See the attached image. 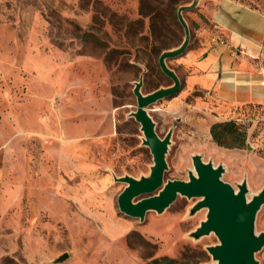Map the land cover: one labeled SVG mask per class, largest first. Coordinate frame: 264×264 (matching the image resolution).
Instances as JSON below:
<instances>
[{
	"label": "rangeland",
	"instance_id": "1",
	"mask_svg": "<svg viewBox=\"0 0 264 264\" xmlns=\"http://www.w3.org/2000/svg\"><path fill=\"white\" fill-rule=\"evenodd\" d=\"M191 1L0 0V264H212L215 235L188 236L205 219V209L188 216L197 199L178 196L139 222L119 212L125 185L111 174L149 173L152 156L128 117L132 90L143 73V94L171 85L158 49L181 43L176 13ZM217 1L183 13L191 37V15ZM233 1L264 15V0ZM258 58L264 66V43ZM167 65L182 76L175 59ZM180 93L148 110L160 138L173 128L164 180H187L191 156L201 154L226 166L222 180L233 188L245 178L250 199L264 187V106L215 113L244 135L242 145L231 134L217 142L207 135L213 112L188 106L202 93ZM76 125L81 132L67 134ZM68 141L81 142L96 167L87 175L58 168ZM255 229L264 231V205ZM255 258L264 264V248Z\"/></svg>",
	"mask_w": 264,
	"mask_h": 264
},
{
	"label": "water",
	"instance_id": "2",
	"mask_svg": "<svg viewBox=\"0 0 264 264\" xmlns=\"http://www.w3.org/2000/svg\"><path fill=\"white\" fill-rule=\"evenodd\" d=\"M199 0H192L177 9V19L183 29L181 43L161 52L158 58L160 71L171 80V85L160 87L148 94H143V74L134 83L132 93L136 98V110L129 113L140 126L143 138L142 146L147 147L152 156V164L147 176L133 178L128 175L116 177L114 182L125 187L117 197L120 213L143 222L148 212L162 214L178 196L197 199L188 209V216L205 209V219L188 236L194 240L214 234L218 244L206 247L212 264H259L255 256L264 248V231L256 232V217L264 205V187L251 195L244 178L236 189L222 180L226 173L224 164L214 165L212 160L203 161L201 154L191 156L193 169L188 171L187 180H164L167 171L166 156L171 145L173 128L163 138L155 130V122L148 113L155 103L174 97L181 89V82L167 61L180 57L189 46L190 29L183 13L197 7ZM250 148V147H249ZM68 258L66 253L55 259L60 263Z\"/></svg>",
	"mask_w": 264,
	"mask_h": 264
},
{
	"label": "crops",
	"instance_id": "3",
	"mask_svg": "<svg viewBox=\"0 0 264 264\" xmlns=\"http://www.w3.org/2000/svg\"><path fill=\"white\" fill-rule=\"evenodd\" d=\"M191 19L195 24L194 35L185 52L175 59L182 70V76L177 74L181 82L179 99L194 91L202 93L188 106L207 107L213 112L207 135L214 141L211 126L227 121L215 113L230 114L242 107L264 106V76L258 62L264 43V15L233 0H218L214 6L210 3L200 9L198 15H191ZM212 25L218 27L228 46L209 41L208 29ZM232 48L244 53L233 54ZM80 129L76 125L67 134L80 133ZM59 151L58 168L66 175H87L96 168L89 166L81 142L63 143Z\"/></svg>",
	"mask_w": 264,
	"mask_h": 264
},
{
	"label": "trees",
	"instance_id": "4",
	"mask_svg": "<svg viewBox=\"0 0 264 264\" xmlns=\"http://www.w3.org/2000/svg\"><path fill=\"white\" fill-rule=\"evenodd\" d=\"M176 16H177V13H176ZM165 28H167V27H165ZM163 49L167 50L165 47H162V48L158 49V52L160 53ZM210 132H211V135H212V138L214 139V141H217V142H219V136H221V135H224V136L226 134H231V136H237L238 135L239 138H235V140H238L239 145H242V142H243L242 138L244 135L242 133H240L239 129H237L234 126V124L231 122L214 124L210 128Z\"/></svg>",
	"mask_w": 264,
	"mask_h": 264
},
{
	"label": "built area",
	"instance_id": "5",
	"mask_svg": "<svg viewBox=\"0 0 264 264\" xmlns=\"http://www.w3.org/2000/svg\"><path fill=\"white\" fill-rule=\"evenodd\" d=\"M208 37H209V41L211 43L214 44H221L224 46H228L227 42L225 41V39L222 37V35L219 33V29L216 25H212L209 29H208ZM233 54H243L244 52L241 49H234L232 48ZM260 70L262 72V75L264 76V66L260 67ZM241 120V119H238Z\"/></svg>",
	"mask_w": 264,
	"mask_h": 264
}]
</instances>
